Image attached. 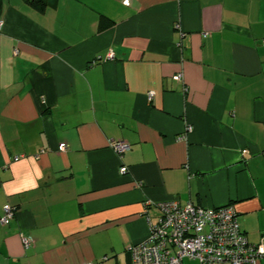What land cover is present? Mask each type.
<instances>
[{"label":"crops","instance_id":"obj_1","mask_svg":"<svg viewBox=\"0 0 264 264\" xmlns=\"http://www.w3.org/2000/svg\"><path fill=\"white\" fill-rule=\"evenodd\" d=\"M0 20V264H131L171 199L231 204L264 243V0H3Z\"/></svg>","mask_w":264,"mask_h":264},{"label":"built area","instance_id":"obj_2","mask_svg":"<svg viewBox=\"0 0 264 264\" xmlns=\"http://www.w3.org/2000/svg\"><path fill=\"white\" fill-rule=\"evenodd\" d=\"M182 77V73L176 75L178 80ZM154 94L151 91L149 98L153 99ZM112 145L119 155L130 148V144L122 140ZM67 147L66 143H61L59 150L66 151ZM121 172L128 173V166L123 165ZM151 204L152 201H146L147 206ZM157 206L160 215L155 221L148 218L147 239L129 247L131 264H183L186 258L197 260L198 264H258L264 258V243L249 241L238 212L231 204L205 207L192 201L183 204L179 199H171ZM15 210L10 204L5 205L0 223L10 224ZM22 240L26 247L31 245L30 238Z\"/></svg>","mask_w":264,"mask_h":264},{"label":"trees","instance_id":"obj_3","mask_svg":"<svg viewBox=\"0 0 264 264\" xmlns=\"http://www.w3.org/2000/svg\"><path fill=\"white\" fill-rule=\"evenodd\" d=\"M2 8H3V0H0V17H1V14H2ZM109 25V24H108ZM107 25V22H105V23H103L102 25H101V27L102 28H104V27H106V26H108Z\"/></svg>","mask_w":264,"mask_h":264}]
</instances>
